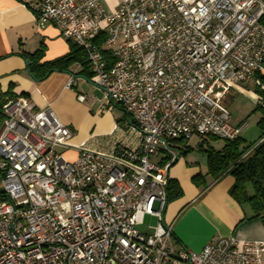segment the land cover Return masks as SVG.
<instances>
[{
  "label": "built area",
  "instance_id": "obj_1",
  "mask_svg": "<svg viewBox=\"0 0 264 264\" xmlns=\"http://www.w3.org/2000/svg\"><path fill=\"white\" fill-rule=\"evenodd\" d=\"M36 22L85 51L106 103L132 116L138 144L83 145L70 161L72 133L50 107L25 97L1 106L0 264H264V241L217 236L200 252L177 248L163 222L175 160L155 161L160 147L176 152L171 140L241 137L212 96L264 92V0H122L114 13L100 0H39Z\"/></svg>",
  "mask_w": 264,
  "mask_h": 264
},
{
  "label": "crops",
  "instance_id": "obj_2",
  "mask_svg": "<svg viewBox=\"0 0 264 264\" xmlns=\"http://www.w3.org/2000/svg\"><path fill=\"white\" fill-rule=\"evenodd\" d=\"M38 2L0 0V95L3 101L9 103L25 97L38 109L50 107L72 133L70 144L74 149L64 151L65 155L72 156L70 161L79 157L76 148L83 145L101 152H110L114 147L135 148L138 132L132 116L121 106L106 103L105 92L95 84V78L87 67L77 63L68 71H54L46 77L43 68L35 67L34 72L30 71V63L23 55H34L43 47V57L38 63L43 66L67 56L72 47V42L64 39L54 25L41 28L37 24ZM100 2L108 13H114L122 0ZM70 80L74 84L68 88ZM236 95L252 99L256 102L253 107L256 109L260 95L253 86L236 87L228 94L233 99ZM79 96L93 100L80 102ZM260 119L261 114H256L257 126ZM233 125L243 128L241 138L251 126L241 118ZM171 155L175 161L168 176L178 182L183 195L167 205L163 222L173 227L177 248L200 252L217 236L264 241V220L250 206L240 205L230 195L235 183L232 176L214 180L206 176V158L202 163L191 154L175 152ZM157 157L156 162L165 158L160 154ZM200 175L205 176V184L197 185L194 179Z\"/></svg>",
  "mask_w": 264,
  "mask_h": 264
},
{
  "label": "trees",
  "instance_id": "obj_3",
  "mask_svg": "<svg viewBox=\"0 0 264 264\" xmlns=\"http://www.w3.org/2000/svg\"><path fill=\"white\" fill-rule=\"evenodd\" d=\"M70 53L54 62L39 66L41 58L43 57V47H41L34 55H23V57L30 62V71L34 72L35 67L44 69V76L46 77L54 71H68V69L80 63L82 66L90 70L89 63L86 58L85 51L76 44L71 43ZM109 64H113L112 57L104 51ZM33 75V74H32ZM92 75V74H91ZM34 79L38 80L36 76ZM40 77V76H39ZM41 79V78H40ZM257 93L264 97V92L257 90ZM6 101H3V96L0 95V107ZM260 111L261 119L258 123V128L261 131L260 141L253 145H246L243 138L239 137L233 141H223L224 146L221 150L213 147L204 149L201 145L199 149L207 161L208 177L214 180H219L225 175H230L234 178L235 183L230 190V195L240 204L248 205L254 213L263 217L264 215V106L257 105L255 111ZM214 140H220L211 137ZM188 141L171 140L168 142L169 149H172L180 155H187L193 152L188 145ZM158 153L165 158L160 161V165H164L172 160V155L165 148H159ZM205 176L200 175L194 179L197 185L205 184ZM201 182V183H200ZM167 205L182 197L183 192L179 184L175 180H168L166 186ZM167 207V206H166ZM263 219V218H262Z\"/></svg>",
  "mask_w": 264,
  "mask_h": 264
},
{
  "label": "rangeland",
  "instance_id": "obj_4",
  "mask_svg": "<svg viewBox=\"0 0 264 264\" xmlns=\"http://www.w3.org/2000/svg\"><path fill=\"white\" fill-rule=\"evenodd\" d=\"M215 100H221L222 104L224 106H227L229 108V111L232 116V122L236 123L241 119L245 120L246 123L251 126L248 127V130L246 131V134H243V139L246 141V145H253L257 143L261 137V131L259 130L255 120H256V114H259L260 111H255L253 107L256 106V102L254 103L252 99L245 97L243 95H236L234 99L228 95L222 96L220 91L218 90L214 96H212ZM254 110V111H253ZM258 116V115H257ZM242 121V120H241ZM191 149H193V152L190 154L192 155V158L197 159L199 162H205V155L199 151L201 148V145L204 149H207L208 147H213L215 149L223 147L225 144L221 140H214L211 137H200L195 136L193 139H191L187 144ZM163 147H160V149ZM58 152H61L58 150ZM164 155V154H161ZM66 159L72 160V156L65 155ZM145 224L147 226L154 227L157 225V219H153L150 217H147L145 220ZM139 230L144 232L145 227H139Z\"/></svg>",
  "mask_w": 264,
  "mask_h": 264
},
{
  "label": "water",
  "instance_id": "obj_5",
  "mask_svg": "<svg viewBox=\"0 0 264 264\" xmlns=\"http://www.w3.org/2000/svg\"><path fill=\"white\" fill-rule=\"evenodd\" d=\"M30 62H28V64H29ZM31 76L33 77V75L31 74ZM174 165V164H173Z\"/></svg>",
  "mask_w": 264,
  "mask_h": 264
}]
</instances>
